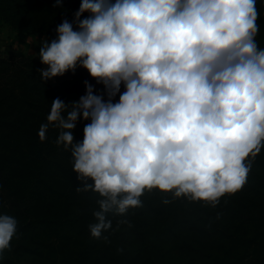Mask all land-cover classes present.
<instances>
[{"label":"clouds","instance_id":"9594fccd","mask_svg":"<svg viewBox=\"0 0 264 264\" xmlns=\"http://www.w3.org/2000/svg\"><path fill=\"white\" fill-rule=\"evenodd\" d=\"M259 15L257 0H81L54 39L41 38L32 55L46 66L42 83L82 67L104 87L94 94L85 81L78 100L53 99L38 130L40 141L49 124L60 130L55 143L71 152L76 190L101 197L92 237L112 227L108 212L142 206L146 190L214 206L246 183L264 149ZM78 119L89 122L74 141ZM17 230L0 214V254Z\"/></svg>","mask_w":264,"mask_h":264},{"label":"trees","instance_id":"16d2710c","mask_svg":"<svg viewBox=\"0 0 264 264\" xmlns=\"http://www.w3.org/2000/svg\"><path fill=\"white\" fill-rule=\"evenodd\" d=\"M80 2L61 0L62 7L53 8L55 0H0V19L30 36L55 37L56 26L71 22ZM257 8L256 42L264 48V0ZM42 67L27 56L0 55V214L18 221L0 264H264V149L242 188L214 206L146 190L142 206L123 216L108 212L112 227L92 237L88 226L101 197L76 190L81 182L71 152L55 143L60 130L49 124L44 141L38 130L53 99L78 100L85 81L94 94L104 90L79 68L42 83ZM88 122L77 120L74 141L82 140Z\"/></svg>","mask_w":264,"mask_h":264},{"label":"rangeland","instance_id":"374dc122","mask_svg":"<svg viewBox=\"0 0 264 264\" xmlns=\"http://www.w3.org/2000/svg\"><path fill=\"white\" fill-rule=\"evenodd\" d=\"M41 38H46L48 41H51L55 37H49L47 35L41 37L30 36L14 30L0 19V55L2 56H27L40 62L39 57L33 56L32 53L39 51ZM29 41L33 43L29 44ZM77 68L84 69L82 67ZM50 80L53 81V78ZM98 86L104 90L102 84H98Z\"/></svg>","mask_w":264,"mask_h":264}]
</instances>
